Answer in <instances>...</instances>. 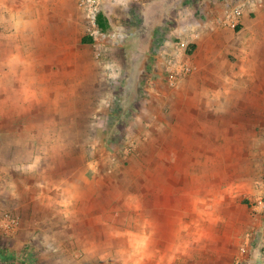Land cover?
Wrapping results in <instances>:
<instances>
[{"label": "rangeland", "instance_id": "1", "mask_svg": "<svg viewBox=\"0 0 264 264\" xmlns=\"http://www.w3.org/2000/svg\"><path fill=\"white\" fill-rule=\"evenodd\" d=\"M81 1L0 0V264H237L248 242L259 264L264 80L239 30L213 61L203 0L155 28L111 1L107 32Z\"/></svg>", "mask_w": 264, "mask_h": 264}, {"label": "crops", "instance_id": "2", "mask_svg": "<svg viewBox=\"0 0 264 264\" xmlns=\"http://www.w3.org/2000/svg\"><path fill=\"white\" fill-rule=\"evenodd\" d=\"M111 1L129 2L135 4L136 6H141L144 10L143 12L147 22H149V19H151L152 21L153 19H160V21H157L155 23L154 28L158 27V25L160 26V22H162V19H164L169 13L195 12L193 8H189L186 11L182 10V6L188 4V0H105L104 4H108ZM205 1L206 3L203 4V2ZM219 1L220 0L201 1L202 13H212V19H214L216 23L215 25L212 23L214 26L211 29L212 36L214 35L215 38V42L212 47V52L211 46H209L210 53L207 54V56H209V58L212 57L213 61L217 60V56H219L218 51L220 49V44H217L219 42L218 37H220L222 33L226 32L229 35L230 39L228 44L232 45V31L238 29L239 33L242 35L240 48L241 53H245L246 56L248 54L247 57L242 56L243 61L241 60V64L244 65L251 63L255 65L256 73L262 76V80H264V0H247L248 4H246L244 8V12L240 20V25L237 28H232L227 25V12H225V14L222 12L221 4H218ZM101 13L106 16L104 11H102ZM200 33L203 34L202 31ZM202 49L203 43H200L196 50L200 51ZM200 55L196 56L199 57ZM196 61H198V58H195V60L193 61V66L198 65ZM215 264H220V261L216 260Z\"/></svg>", "mask_w": 264, "mask_h": 264}, {"label": "built area", "instance_id": "3", "mask_svg": "<svg viewBox=\"0 0 264 264\" xmlns=\"http://www.w3.org/2000/svg\"><path fill=\"white\" fill-rule=\"evenodd\" d=\"M105 0H82L81 6L85 10L89 25L94 31L99 30L97 26V17L103 11ZM247 1L242 5H235L229 9L226 13L227 25L232 28H237L240 25V20L244 12ZM193 70L192 67L186 66L184 68L185 73H189ZM252 251V246L248 244L243 245L240 249V257L237 264H241L248 259L249 254ZM259 264H264V242L260 245V261Z\"/></svg>", "mask_w": 264, "mask_h": 264}, {"label": "trees", "instance_id": "4", "mask_svg": "<svg viewBox=\"0 0 264 264\" xmlns=\"http://www.w3.org/2000/svg\"><path fill=\"white\" fill-rule=\"evenodd\" d=\"M97 26L101 32H107L110 29L109 20L103 13H100L97 17Z\"/></svg>", "mask_w": 264, "mask_h": 264}]
</instances>
